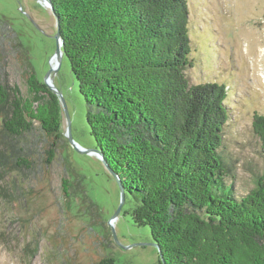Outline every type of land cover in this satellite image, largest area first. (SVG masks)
<instances>
[{
  "label": "trees",
  "instance_id": "obj_1",
  "mask_svg": "<svg viewBox=\"0 0 264 264\" xmlns=\"http://www.w3.org/2000/svg\"><path fill=\"white\" fill-rule=\"evenodd\" d=\"M50 1L90 135L124 187L126 212L158 244L159 264H264V160L237 195L221 152L225 85L190 83L184 72L186 0ZM6 26L0 20V45ZM29 68L23 92L0 66V198L31 203L58 168L63 210L80 194L102 223L69 159L58 97ZM252 133L264 158L263 114L254 113Z\"/></svg>",
  "mask_w": 264,
  "mask_h": 264
},
{
  "label": "rangeland",
  "instance_id": "obj_2",
  "mask_svg": "<svg viewBox=\"0 0 264 264\" xmlns=\"http://www.w3.org/2000/svg\"><path fill=\"white\" fill-rule=\"evenodd\" d=\"M186 5L191 65L184 72L190 83L225 85L227 121L221 152L227 182L232 178L236 194L242 195L253 186L264 160L261 142L252 133L254 113L264 115V0H186ZM0 20L7 24L0 66L9 82L25 92L29 65L41 81L49 69L55 51L54 16L38 0H0ZM10 28L29 65L20 48L13 52L8 44ZM52 80L63 96L72 138L84 148H95L85 100L66 57L52 73ZM65 126L62 115L63 131ZM68 154L83 178L87 196L100 209L102 223L80 194L73 196L69 210H63L60 170L56 168L51 185L31 203L0 198V264H92L103 255L113 256L115 264H159L148 226L133 222L127 204L113 221L114 242L107 221L118 205L119 189L103 163L71 146Z\"/></svg>",
  "mask_w": 264,
  "mask_h": 264
},
{
  "label": "water",
  "instance_id": "obj_3",
  "mask_svg": "<svg viewBox=\"0 0 264 264\" xmlns=\"http://www.w3.org/2000/svg\"><path fill=\"white\" fill-rule=\"evenodd\" d=\"M40 3L44 4L46 7L49 8L50 12L52 13V15L54 16L55 19V23H56V32H55V51L53 53V55L50 56L49 58V69L46 72V74L44 75L43 78V83L47 86V88L49 90H51L53 93H55L58 97L59 103L61 105L62 108V113L63 116L65 118V122H66V126L64 128L63 134L66 137L65 139L68 140V143L71 147H73L74 149L78 150L79 152H83V153H87L90 155H94L96 158H98L104 165L107 173L109 176H111L112 178H114V180L116 181V184L118 186L119 189V202L118 205L115 209V211L113 212V215L109 218V220L107 221V225L110 227L111 229V234L113 237L114 242H117V238L113 229V221L116 220V217L118 216V214L120 213V210L125 202V192H124V187L119 179V177L117 176V174L109 167V165L106 163V160L104 159L103 153L101 152V150L97 147L95 148H84L82 146H80L71 136V132H70V120H69V116H68V112L67 108L65 106V102L63 99V96L61 94V92L55 87V85L53 84V80H52V73H54L60 66L62 58L64 56V52L62 49V39H61V35L59 32V26H58V18L55 15V13L53 12L52 9V4L50 0H38ZM54 61V64H51V62ZM152 244L154 246L157 247L158 251H159V246L156 242H152Z\"/></svg>",
  "mask_w": 264,
  "mask_h": 264
}]
</instances>
